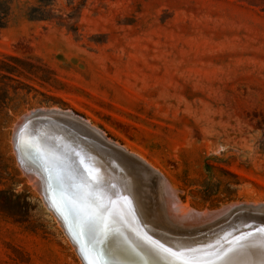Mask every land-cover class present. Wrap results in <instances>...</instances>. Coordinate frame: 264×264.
<instances>
[{"label":"rangeland","instance_id":"374dc122","mask_svg":"<svg viewBox=\"0 0 264 264\" xmlns=\"http://www.w3.org/2000/svg\"><path fill=\"white\" fill-rule=\"evenodd\" d=\"M0 11V264H83L15 155L17 122L38 110L141 155L190 212L264 206V0H0Z\"/></svg>","mask_w":264,"mask_h":264},{"label":"bare ground","instance_id":"6f19581e","mask_svg":"<svg viewBox=\"0 0 264 264\" xmlns=\"http://www.w3.org/2000/svg\"><path fill=\"white\" fill-rule=\"evenodd\" d=\"M32 114L38 116L42 121V123L38 121L36 118H33ZM25 117L26 118L23 117L19 119V121L17 122L14 128L13 146L18 162L22 170L24 171L25 175L29 178L33 187H35L40 192V195L43 197V200L45 201V204L47 205L48 209L51 212H53V214L56 216L59 226L69 236L83 264H89V260L91 259V257L86 256L85 252L88 251L92 246L93 243L92 236L90 234H87L86 232L84 234H80V231L78 229L77 219H75L74 217V208L71 203L72 194L74 193L75 189L74 187H72L71 184H68L63 180H61L63 176V172L65 175L67 171L63 167L65 166L66 163H68L66 162L67 159L66 152L69 149V147H67L66 145H62V147H64V150H62L61 147L58 145L63 142L65 143L66 139L62 136L59 137V135L64 134V131L62 129L61 132L58 130H52L47 127H44L45 121L42 120V118H47L48 120H51V123L62 125V123L66 124L68 123L69 119L70 120L71 118L75 119L76 117L73 118L72 114L65 113L57 109L38 110L35 112H31L30 114L28 113V115H25ZM25 119H34V120L28 125L27 128L23 130V124L25 123ZM48 120H46V122L48 124H51L50 122H48ZM32 125H37L38 127L33 130L32 129L30 130ZM44 138H47L48 141H51L55 144L53 148L51 147L47 148L46 153L43 152V145L39 143L40 140ZM71 153L76 154L74 152ZM135 156L138 157L137 154ZM140 157L141 159L144 160V162L147 163V161L141 155ZM42 158L44 159V162L47 164L46 171L49 172V173L47 172V174L45 173L41 164ZM48 165H50L52 169L49 168ZM57 166H59L60 170L56 169ZM154 170L158 173H161L155 167ZM125 172H128V176L133 182L135 179L136 171L133 169L131 170L127 169ZM87 174L89 179L94 184L97 182L100 183L101 185H103V190L109 193L115 192L114 190L115 185L117 189L118 188L121 189L122 180L124 179L125 181L128 177L126 176L127 175L126 173H120V174L109 173L106 172L104 168L101 169L99 167H95L92 165L89 166L87 170ZM161 174L165 178V180H167L168 183L166 189L167 192H169L168 193L169 199L164 198L161 192L162 184H160V182H158V187L160 184L158 198L154 197L153 189L151 187L144 186L145 194L150 196L149 200H151V203L154 207L152 208L151 211H149L150 205L149 204L146 205L148 207L147 208L148 212H150L151 215L145 213L144 214L145 221L146 220L148 221V219L151 217H153V219L156 218V221L153 222L156 225L155 227L159 228L158 226H160V223L158 219L162 218L163 221L169 225V229L171 228V226H175L177 229L191 228V230L194 229V231L184 232L185 229H183L184 230L183 232H177V230L174 231L170 230V232L174 233L173 235H176L174 241L169 239L166 240L162 237H159V235L152 236L149 234H144L138 229V226L134 222L135 219L134 218L131 219L130 215L125 213L126 203L123 201L124 207L122 209L121 208L122 202L119 201L114 205V209L115 211L121 213V215L125 219V223L123 225L118 224L115 227L118 232H123L124 235L128 238L129 243L127 245H123V247H126L128 251L121 254L118 251V248L121 247V245H119V242L106 241L104 247L106 249H111L112 251L106 252L104 259H107L109 261H121L123 262V264H169V260L172 259L176 262V264H178L179 259L176 257H170L169 253L165 251V249H169L170 247H172L171 244L174 243L175 244L174 246H182V245L186 246L187 244H191L194 242L198 243L208 240L207 238L206 239L199 237L197 238V236L201 234L205 236H207L209 233L213 234L212 231L215 232L216 230H206L210 227L209 225L211 224H213L214 226L218 225L219 223H221L224 217L230 215L231 213H233V211H237L239 209H245V210L258 209V207L256 208L254 207L255 208L254 209L253 207L250 208L249 206H246V207H235V208L226 207L227 209L225 210L214 211L212 213H206V214L190 212L188 207H184L181 205L176 192L168 189V187H170L175 190L170 180H168L163 175V173ZM66 177L68 179L69 176L66 174ZM58 179L60 180V182H58ZM72 183H74L73 180ZM140 206L143 207L142 204H140ZM161 208L163 209L162 210L163 214L161 212ZM261 214H264V211H260L257 213L258 216ZM231 220H235V218ZM200 226H203L206 229L203 228L202 230L201 228L200 229L194 228ZM223 232L224 231H220L218 234L216 233V236L214 238H216V240L219 239L224 234ZM242 238L248 239L249 237L247 234H245L244 236H242ZM82 245H83V250H82ZM158 245H163V249H159L158 251L154 250V246L158 248ZM240 264H262V263L246 262Z\"/></svg>","mask_w":264,"mask_h":264},{"label":"water","instance_id":"95a60500","mask_svg":"<svg viewBox=\"0 0 264 264\" xmlns=\"http://www.w3.org/2000/svg\"><path fill=\"white\" fill-rule=\"evenodd\" d=\"M32 117L42 123L38 116L32 114ZM33 120L34 119H25L23 130L27 128ZM42 120L45 121L44 127L58 131L62 129L65 134V143L58 144L62 150H64L62 145L69 147L66 152V162L68 163L63 167L67 171L65 175L63 172L61 180L71 184L73 187L74 183H72L70 176L73 169L77 166L80 170L85 172H87L89 166L92 165L101 169L104 168L105 171L109 173H126V176H128V172H125L127 169L135 170L136 175L133 182L128 176L125 181L124 179L122 180L121 189H117L116 185L114 187L115 193L119 196V201L122 203L124 201L126 203L125 213L129 214L131 219H135L134 222L142 233L152 236L159 235V237L166 240H175L176 235H173V232H168L165 228L161 229L155 227L156 225L153 221H156V218H147L148 221L144 219L145 213L148 215L150 214L146 205H150L149 211L154 208L151 200H149L150 196L145 194L144 186L151 187L154 197L158 198L160 184H162L161 192L165 199H169V192H167L166 189L168 184L167 180H165L160 173L156 172L146 162L127 151L124 147L109 141L101 130L95 129L82 118H71L70 122L65 125L51 123V120L47 118H42ZM46 120L51 124H48ZM37 127V125H32L30 130ZM71 152L76 154H72ZM56 169L60 170L59 166H57ZM66 174L69 176L68 179ZM58 182H60L59 179ZM158 182H160L159 187ZM126 188H130L134 194V196L128 197V201L124 200ZM140 204H142L143 207H141ZM162 210L161 208V212ZM263 210L264 206L255 210L239 209L233 211V213L224 217L221 223L206 229L216 230L215 232L212 231L213 234L209 233L207 236L203 234L197 236V238H207L208 240L198 243L194 242L186 246H174L175 244L172 242L173 244L171 245L175 248L169 247L173 252L180 249L177 255L174 256L179 259L178 264H182L184 260H199L207 262V264H224L225 260L228 261V264L246 262L264 264V232L260 231L264 229V214L257 215L258 212ZM233 218H235V220H231ZM176 229L175 226H171L169 230L174 231ZM220 231H224V234L216 240L214 237L216 233L218 234ZM245 234L248 235V239L242 238ZM249 241H251V243H247Z\"/></svg>","mask_w":264,"mask_h":264},{"label":"snow or ice","instance_id":"6c2138e0","mask_svg":"<svg viewBox=\"0 0 264 264\" xmlns=\"http://www.w3.org/2000/svg\"><path fill=\"white\" fill-rule=\"evenodd\" d=\"M70 179L74 181L75 191L72 194L71 203L78 222V229L80 234L85 232L90 234L93 240L91 248L85 252L86 256L91 257L89 264H123L121 261L104 259L105 253L112 251L104 247L106 241L119 242L121 247L118 248V251L121 254L128 251L126 247H123L129 243L128 238L123 232H118L115 227L125 223L121 213L114 209V205L119 202L118 194L104 191L103 185L98 182L94 184L89 179L87 172L80 170L78 166L73 169ZM125 191L124 200L128 201V197L134 196V194L130 188H126ZM123 207L124 204L121 203V208L123 209ZM260 231L264 232V229ZM159 249H163V245H158V248L154 246V250L158 251ZM165 251L169 253L170 257H174L180 249L173 252L169 248ZM169 264H176V262L170 259ZM183 264H207V262L184 260ZM224 264H228V261L225 260Z\"/></svg>","mask_w":264,"mask_h":264},{"label":"trees","instance_id":"16d2710c","mask_svg":"<svg viewBox=\"0 0 264 264\" xmlns=\"http://www.w3.org/2000/svg\"><path fill=\"white\" fill-rule=\"evenodd\" d=\"M7 13L5 12V11H0V28L2 29V28H4L5 27V25L2 23V21H3V17H4V15H6Z\"/></svg>","mask_w":264,"mask_h":264}]
</instances>
